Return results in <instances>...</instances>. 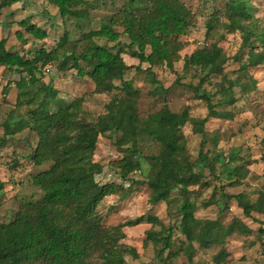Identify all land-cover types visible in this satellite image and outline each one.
Here are the masks:
<instances>
[{
  "label": "trees",
  "instance_id": "16d2710c",
  "mask_svg": "<svg viewBox=\"0 0 264 264\" xmlns=\"http://www.w3.org/2000/svg\"><path fill=\"white\" fill-rule=\"evenodd\" d=\"M20 1L0 0V9ZM47 1L58 7L62 17H88L89 0ZM101 1L117 4L118 0ZM116 8L105 15L99 28L83 33L80 39L86 42L85 49L73 55L78 75L91 80L95 86L93 92L111 94L103 113L94 120L87 119L82 107L85 94L65 102L57 96L56 88L42 82L25 101L29 105L37 102L27 110L26 119L15 113L16 106L4 119L0 149L9 136L29 127L37 134L30 159L37 165L46 162L50 165L33 176V183L43 191L42 196L23 201L11 220L0 221V264H130L125 255L137 256V251L122 241L126 237L123 227L141 222L152 225L146 232V242L153 244L157 263L175 264L173 260L182 254L185 261L181 264H195L196 242L202 247L220 245L214 259L223 264L228 254L227 237L234 232L252 233L253 228L240 217H233L225 224L218 218L199 216V204L209 207L217 203L220 193L226 199L224 209L236 203L245 216L256 221L261 220L256 214H264V190L259 191L256 199L243 191L225 190L243 182L250 173V159L240 156L242 163L234 165V178L213 184L208 175L214 173L217 158L204 150L208 141L214 146L219 142L218 134L207 129V122L211 118H233V112L219 106L235 103L236 87L242 93L254 90L257 80L248 74V68L264 67V25L255 14L254 1L225 0L223 9L212 12L206 21L205 44L183 55L186 41L182 36L194 18V11L185 0H121ZM17 23L16 34L24 42L22 28L37 39L48 37L44 27L28 19ZM225 32L241 35L240 50L234 55L240 72L235 77L226 70L230 57L219 44ZM217 33L218 38L211 40ZM121 35H127L130 40L127 46L131 56L138 60L137 68L143 62L150 67L164 64L173 68L176 61L183 60V69L192 70V77L198 78V83L191 86L195 95L207 103L206 115L192 116L189 105L174 111L165 99L159 109L142 117L138 111L140 90L131 77H125L132 65L123 57L121 47L114 50ZM99 37L116 43L110 47L99 44L96 41ZM68 41L65 30L55 47L48 49L42 45L32 53H23L13 45L8 46L7 37H1L3 74L6 71L20 74L18 79L9 77L2 92L7 94L15 85L19 90L16 104H22V90L40 80L39 71L59 57ZM214 76L220 79L214 84L220 96L216 101L214 95L200 92L202 85L212 82ZM47 98L55 101L57 108L47 115L40 114ZM187 123L200 136L197 156L190 152L183 132ZM101 136L112 137L121 152V156L110 162L118 180L101 182L96 177L104 170V164L94 157ZM150 138L158 145L156 153L143 151V142ZM138 156L149 160L151 170L147 176L135 177L137 172L142 174ZM142 185L150 189V204L165 202L170 215L171 207L176 205L177 214L173 215L176 221L169 218L167 223L158 215L145 213L106 226L98 209L104 198L112 194L120 199L128 198ZM211 186L210 196L204 199L203 193ZM4 187L5 181L0 177V193ZM55 228L60 231L56 233ZM177 231L184 238H179L175 249ZM257 236L264 238L263 227L258 228Z\"/></svg>",
  "mask_w": 264,
  "mask_h": 264
},
{
  "label": "rangeland",
  "instance_id": "374dc122",
  "mask_svg": "<svg viewBox=\"0 0 264 264\" xmlns=\"http://www.w3.org/2000/svg\"><path fill=\"white\" fill-rule=\"evenodd\" d=\"M89 1L88 17L80 19L71 15L62 17L58 7L47 0H22L0 9V38L7 37V45H13L23 53L29 51L32 53L42 45L48 49L55 47L65 30L69 37V41L60 50L59 57L39 71L40 80L22 90L21 98L24 100L20 105L16 104L19 90L15 85L9 88L7 94L2 92L7 79L9 77L18 79L20 74L9 71L3 74L2 67H0V137L4 132V119L12 108L16 106L15 113L27 118V110L34 107L37 102L29 105L25 101L42 82L50 83L56 88L57 96L65 102L85 94L82 106L83 115L89 120H94L105 111V104L110 100L111 94L93 92L95 86L91 80L87 76L78 75V69L73 65V55L74 52L78 53L85 49L86 42L80 39L83 33L99 28L105 15L115 11L116 5H120L121 0H118L117 4L111 1ZM185 1L194 11V18L189 30L182 36L186 41L182 55L205 44L207 40L206 21L209 15L225 6V0ZM253 1L257 7L255 14L264 25V0ZM22 19H28L44 27L48 32V37L42 40L37 39L22 28L26 41L18 39L16 29L19 25L17 22ZM218 36V33L215 34L211 40H216ZM96 41L109 47L116 43L104 37L96 38ZM129 42L127 35H121L119 46H116L114 50L117 51L118 47H121L123 57L132 65L126 71L125 77H131L135 87L140 90L138 111L142 117L159 109L165 99L174 111H181L185 105H189L192 116L206 115L207 103L195 95L194 88L191 86L198 83V78L192 77V70L183 69V60L176 61L173 68L164 64L150 67L147 62L141 63V67L137 68L138 60L131 56V49L127 46ZM219 44L230 57L225 66L226 70L229 76L235 77L240 72L239 62L234 57L241 46L240 32H225L224 36L219 38ZM147 51L149 52V48ZM248 74L256 78V88L248 93H242L240 88L236 87L234 94L237 100L235 103L219 106V108L233 112L234 117L231 119L211 118L207 122V129L218 134L219 142L217 146H214L208 141L204 150H208L209 155L217 158L214 173L208 175V179L212 180L213 184L226 183L234 178V165L242 163L240 156L244 155L245 158L250 159L252 163L250 173L243 182L238 186H227L225 190L230 193L243 191L249 197L256 199L259 191L264 190V161L262 160L264 156V67H249ZM24 75L27 77L26 74ZM219 80L218 76L212 77V82H205L200 92L214 95L216 101L220 96L214 84ZM56 108V102L47 98L39 112L47 115ZM183 132L188 138L190 152L193 156H197L200 136L193 132L191 123L183 127ZM7 139V143L0 149V177L5 181V187L0 193V221L11 220L23 201L35 200L42 196L43 191L33 183V176L50 165V162L37 165L30 159L36 146L37 134L29 127H25ZM143 143L144 152H158V145L151 138ZM119 156L121 152L115 146L112 137L101 136L94 156L104 164V170L96 175L99 181L118 180L110 162ZM138 159L142 166V174L137 172L135 177L136 175L137 177L147 176L151 170L149 160L142 156H138ZM211 192L212 186L203 193L204 199L210 196ZM149 193L150 189L142 185L128 198L120 199L117 194L105 197L98 207L103 223L106 226H112L145 213L158 215L167 223L170 219L176 221V216H173L177 214L176 205L171 207L170 215L165 202L161 201L157 204L148 202ZM217 199L218 202L209 207L199 204L197 215L218 218L225 224L229 223L233 217H240L253 228L252 233L234 232L227 237L225 248L228 254L223 264H264V238L260 239L257 236L258 228H264V214H256L261 219L260 221L252 220L244 215L236 203H230L224 209L226 199L222 194L219 193ZM198 202L200 203L201 200ZM151 226L149 222H141L123 227L126 237L122 241L135 247L137 251V256L130 253L125 255L130 264H159L155 260L153 244L146 242V232ZM59 231L60 229L55 228L56 233ZM179 238H184V235L177 231L175 249L178 248ZM195 246V264H219L214 256L218 253L220 245L202 247L195 242ZM173 261L175 264H181L185 261V256L181 254Z\"/></svg>",
  "mask_w": 264,
  "mask_h": 264
}]
</instances>
